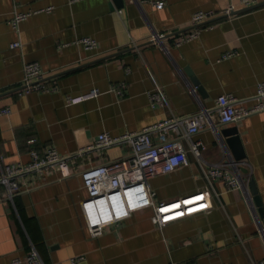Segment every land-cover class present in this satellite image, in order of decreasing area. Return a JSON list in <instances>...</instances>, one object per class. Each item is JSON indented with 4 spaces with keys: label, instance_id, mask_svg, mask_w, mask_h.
Instances as JSON below:
<instances>
[{
    "label": "crops",
    "instance_id": "0c3cea01",
    "mask_svg": "<svg viewBox=\"0 0 264 264\" xmlns=\"http://www.w3.org/2000/svg\"><path fill=\"white\" fill-rule=\"evenodd\" d=\"M122 1L116 6L113 0H0V108L11 109L0 116V155L4 162H28L27 139L35 137L38 149L54 146L71 167L68 176L55 168L28 173L13 202L0 201V264H12L31 245L45 264H70L79 254L80 264H251L264 258L258 230L264 228V110L226 124L215 111L222 93L250 105L264 80V0L251 8L238 5L232 17L208 19L196 37L178 46L174 42L190 28L193 11L220 12L229 0H162L161 8L153 5L157 0ZM46 7L52 9L41 10ZM15 10L31 12L18 31L8 23ZM152 32L164 35L167 51L147 43ZM84 35L98 45L85 49L74 42ZM14 40L20 46L10 47ZM29 61L56 78L54 91L19 92L22 66ZM193 77L201 91L192 89ZM122 83L124 95H118L114 88ZM155 84L162 87L166 106L150 104L148 91ZM200 108L211 112L213 122L192 135L202 143L205 162L233 158L219 131L236 128L245 154L242 167L248 169L241 171L242 188L227 190L216 181L218 199L188 153L186 164L149 178L164 217L161 227L149 207L90 236L80 209L87 194L80 172L130 151L125 145L92 147L98 133L138 131ZM177 146L187 147L184 141Z\"/></svg>",
    "mask_w": 264,
    "mask_h": 264
},
{
    "label": "built area",
    "instance_id": "2783aa9c",
    "mask_svg": "<svg viewBox=\"0 0 264 264\" xmlns=\"http://www.w3.org/2000/svg\"><path fill=\"white\" fill-rule=\"evenodd\" d=\"M259 0H229L227 7L222 11L197 9L191 14V26L181 31L174 45L189 41L196 37L201 25L208 19L221 14L225 17L235 15L239 7H246L257 3ZM164 1L153 2L156 8H161ZM239 5V7H238ZM52 7L41 10L50 11ZM121 12V9H118ZM30 11L15 10L8 23L14 31L19 30L21 21L30 15ZM164 35L152 32L147 43L155 44L167 51L168 46L163 40ZM85 49L95 48L97 40L91 36L84 35L74 40ZM132 45L138 49L139 45L131 39ZM67 43H60L64 46ZM10 47L20 46L19 40L10 43ZM231 53H227L230 55ZM21 93L29 91H54L57 81L54 76H49L38 61L25 62L22 66L20 80ZM124 83L114 88L118 95H124ZM193 90L196 86L192 87ZM97 88H92L90 93L97 95ZM148 97L152 106H166L167 99L162 87H155L148 91ZM253 102L245 105V99H240L231 93H222L216 98L215 111L218 121L222 124L233 123L240 118L255 112L264 110V80L258 82L256 91L252 95ZM9 106L0 108V116L10 114ZM211 112L200 108L194 113L186 115H170L162 118L138 131H126L120 135H112L107 131L98 133L92 147L104 149L111 145H125L129 147V153L118 159L109 160L84 168L80 172L82 183L87 194L80 202L81 213L85 227L90 236L100 235L108 224L118 223L131 213L145 208H152L151 219L159 227L163 225L164 217L159 212L154 201V193L149 187V178L162 172L174 170L176 167L188 162V153L197 159L201 177L209 186L211 192L219 199L220 193L216 188V181H222L225 189H240L243 185L240 162L225 156L218 163H207L201 157L202 143L193 140L192 135L205 126H213L210 118ZM214 128H216L214 126ZM154 135H159L155 139ZM177 141H184L186 148H179ZM36 138L29 137L30 160L22 162H4L0 155V201L13 202L14 196L21 189V179L28 173H43L50 168L57 169L62 176L71 174V167L67 156L59 153L54 146H46L38 149L35 146ZM259 232L264 236V228L260 226ZM84 259L83 254L74 255L69 258L70 264H80ZM21 261L26 264H45L37 249L31 245L28 253L23 257H14L12 264ZM251 264H264V258L252 260Z\"/></svg>",
    "mask_w": 264,
    "mask_h": 264
},
{
    "label": "water",
    "instance_id": "95a60500",
    "mask_svg": "<svg viewBox=\"0 0 264 264\" xmlns=\"http://www.w3.org/2000/svg\"><path fill=\"white\" fill-rule=\"evenodd\" d=\"M116 4V6L121 5L123 4L122 0H113ZM259 3H256V4H253V5H250L248 7H245V8H251V7H254L256 5H258ZM190 83L192 84V86H196V89L198 91H201L200 89V86H199V81L196 79V78H190ZM219 135L223 136L226 141V143L228 144V146L231 148L232 150V154H233V158L235 161L237 162H240L243 160V157H244V152L242 151V148H241V144H240V139L237 135V131H236V128L235 127H225V128H222L220 129L219 131ZM240 170L242 172H247L248 169H246L245 167H240ZM253 181L250 182V192L252 194H254V197H253V200H254V203L256 205H259V199H258V196L256 195V190L254 188V185H253Z\"/></svg>",
    "mask_w": 264,
    "mask_h": 264
}]
</instances>
